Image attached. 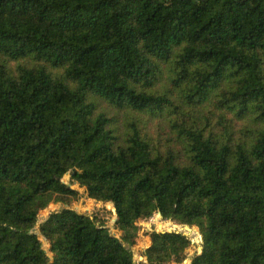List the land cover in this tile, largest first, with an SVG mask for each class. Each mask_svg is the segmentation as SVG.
<instances>
[{
  "label": "trees",
  "instance_id": "1",
  "mask_svg": "<svg viewBox=\"0 0 264 264\" xmlns=\"http://www.w3.org/2000/svg\"><path fill=\"white\" fill-rule=\"evenodd\" d=\"M155 212L189 264H264V0H0V264H138ZM148 235L141 264L191 242Z\"/></svg>",
  "mask_w": 264,
  "mask_h": 264
},
{
  "label": "rangeland",
  "instance_id": "2",
  "mask_svg": "<svg viewBox=\"0 0 264 264\" xmlns=\"http://www.w3.org/2000/svg\"><path fill=\"white\" fill-rule=\"evenodd\" d=\"M116 118L118 120V127L121 129L124 126L127 112H119L116 113ZM161 129L165 128L166 125L164 120L162 121ZM240 124H237L236 129H238ZM69 173H65L63 175V180L68 181ZM74 187L78 188L79 194L77 198L71 201V207L76 209L77 211L85 212L90 214L91 216H96L102 220H104L105 225L109 227L111 233L115 235H119V231L114 227V218L115 211L113 207V203L111 201H102L96 200L95 198L89 197L84 190V187L78 186L77 183L73 184ZM62 204L59 202H49L48 205L41 209L38 214V221H40L45 215H47L51 210L57 209L61 207ZM138 225V235L136 238L135 244L131 246L133 260L138 264L145 262V256L143 255L144 248L149 244L150 237L149 232L153 229L155 230H166V229H175L183 231L190 238V244L185 249V257L181 262H168L167 264H189L191 257L194 253L199 252L201 250L202 236L196 225L189 224H181L175 222L169 218L162 217L160 212H155L149 218H140L137 220ZM37 226V225H36ZM191 229H195L197 234L199 235L198 239H196L190 232ZM42 240L43 247L48 251V241L42 236H39Z\"/></svg>",
  "mask_w": 264,
  "mask_h": 264
},
{
  "label": "water",
  "instance_id": "3",
  "mask_svg": "<svg viewBox=\"0 0 264 264\" xmlns=\"http://www.w3.org/2000/svg\"><path fill=\"white\" fill-rule=\"evenodd\" d=\"M114 211H115V208H114ZM115 219V218H114Z\"/></svg>",
  "mask_w": 264,
  "mask_h": 264
}]
</instances>
